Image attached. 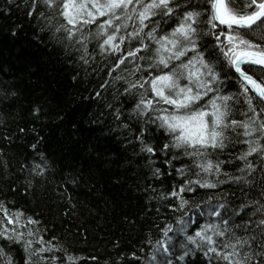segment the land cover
<instances>
[{
    "label": "snow or ice",
    "instance_id": "6c2138e0",
    "mask_svg": "<svg viewBox=\"0 0 264 264\" xmlns=\"http://www.w3.org/2000/svg\"><path fill=\"white\" fill-rule=\"evenodd\" d=\"M25 2L27 14L45 22L41 31L50 32L68 56L77 54L88 66L97 56L109 61L107 75L123 85L117 94L133 100L128 118L143 124L136 140L150 164L157 149L170 167L179 156L190 161L175 169L180 179L169 190L152 188L150 198L168 201V209L181 215L147 241L145 264H264V0H245L243 8L234 0ZM233 80L238 91L226 92ZM115 115L119 120V108ZM150 126L168 138L162 146L152 143ZM225 154L232 159H221ZM42 161L34 165L35 175L47 170ZM234 161L239 175L224 171ZM162 175L152 169L154 179ZM223 184L247 190L230 200L217 191ZM200 189L207 198L190 208L187 194ZM0 214V264H18V251L23 264L84 259L56 237L46 239L39 219L3 201Z\"/></svg>",
    "mask_w": 264,
    "mask_h": 264
},
{
    "label": "trees",
    "instance_id": "16d2710c",
    "mask_svg": "<svg viewBox=\"0 0 264 264\" xmlns=\"http://www.w3.org/2000/svg\"><path fill=\"white\" fill-rule=\"evenodd\" d=\"M244 3L234 0L235 7ZM30 10L25 0H0V201L39 219L45 238L56 237L83 257L80 264H145L151 252L147 241L154 242L163 224H174L181 215L168 209V201L150 198L152 188L169 190L180 179L175 169L190 161L179 156L170 167L157 149L150 164L136 140L143 124L128 118L133 100L117 94L123 85L107 75L109 61L97 56L88 66L77 54L68 56L50 32L41 31L45 22L30 17ZM231 84L225 91H238L236 81ZM150 127L152 143L162 146L168 138ZM42 157L48 168L35 175ZM237 164L224 171L239 175ZM156 167L163 172L160 179L152 177ZM241 189L247 190L243 184H223L217 191L235 200L243 198ZM187 195L193 209L207 198L203 189ZM14 255L23 264L24 253Z\"/></svg>",
    "mask_w": 264,
    "mask_h": 264
},
{
    "label": "water",
    "instance_id": "95a60500",
    "mask_svg": "<svg viewBox=\"0 0 264 264\" xmlns=\"http://www.w3.org/2000/svg\"><path fill=\"white\" fill-rule=\"evenodd\" d=\"M245 67H247V66H245Z\"/></svg>",
    "mask_w": 264,
    "mask_h": 264
}]
</instances>
